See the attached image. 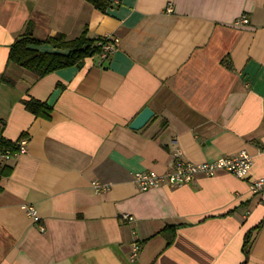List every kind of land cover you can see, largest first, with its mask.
<instances>
[{
	"label": "crops",
	"instance_id": "crops-1",
	"mask_svg": "<svg viewBox=\"0 0 264 264\" xmlns=\"http://www.w3.org/2000/svg\"><path fill=\"white\" fill-rule=\"evenodd\" d=\"M105 1L100 11L87 0H0V75L27 26L38 39L84 29L118 39L80 69L36 80L7 68L2 134L28 144L0 170L10 169L0 178V264H241L244 234L264 220V193L224 171L147 191L133 175L164 173L180 149L194 164L244 150L249 178L264 177V0ZM242 15L249 22L235 25ZM28 98L46 102L50 117L30 114ZM145 107L153 117L130 129ZM247 264H264V221Z\"/></svg>",
	"mask_w": 264,
	"mask_h": 264
},
{
	"label": "trees",
	"instance_id": "trees-1",
	"mask_svg": "<svg viewBox=\"0 0 264 264\" xmlns=\"http://www.w3.org/2000/svg\"><path fill=\"white\" fill-rule=\"evenodd\" d=\"M94 8L105 11L110 3L105 0H87ZM106 38H90L87 30L75 38L68 39L64 34L58 33L52 37L38 39L34 37L30 26H27L23 33L16 36L9 46L6 61V70L0 75V82L14 84L6 75L7 68L15 66L32 74L35 79L52 73L65 67H76L80 69L87 58H92L102 54V46L107 42ZM41 46H48L52 51H42ZM24 108L34 117L48 119L52 108L46 103L33 98L22 101ZM10 169L0 172V178L7 176ZM264 221V220H263ZM263 221L258 223L254 228L249 229L243 237L242 252L244 260L241 264H247L250 255V249L255 235L263 225ZM168 227L160 233L168 234ZM174 239V233L168 238L167 244L170 245Z\"/></svg>",
	"mask_w": 264,
	"mask_h": 264
},
{
	"label": "built area",
	"instance_id": "built-area-1",
	"mask_svg": "<svg viewBox=\"0 0 264 264\" xmlns=\"http://www.w3.org/2000/svg\"><path fill=\"white\" fill-rule=\"evenodd\" d=\"M167 11H172L171 4H168ZM249 22L246 15H242L235 20V25H246ZM108 41L102 46V54L99 56L100 61L106 59L115 49L118 43L117 38H106ZM4 123L0 121V170L14 157L25 153L28 140L26 138H19L16 142H7L3 137ZM252 165V158L241 150L235 154L227 155L217 158L213 161H205L202 163L186 162L182 158L180 149H176L173 154V161L164 173H157L154 171L137 172L133 175V181L140 191H147L150 189L159 188L165 185L181 186L193 182L198 176L212 177L220 171L228 172L237 178L248 181V187L251 193L261 194L264 192V177L249 178V170ZM92 187L96 192H103L108 190L106 184L99 182H92ZM26 214L32 218L34 222L39 223L38 216L33 205H23ZM125 219H130L127 215ZM40 230L44 231L41 225ZM140 246L134 244L132 248L131 258L137 257Z\"/></svg>",
	"mask_w": 264,
	"mask_h": 264
},
{
	"label": "water",
	"instance_id": "water-1",
	"mask_svg": "<svg viewBox=\"0 0 264 264\" xmlns=\"http://www.w3.org/2000/svg\"><path fill=\"white\" fill-rule=\"evenodd\" d=\"M154 113L153 111L145 107L135 118L132 120V122L129 124V128L132 130H139L143 128L148 121L153 117Z\"/></svg>",
	"mask_w": 264,
	"mask_h": 264
},
{
	"label": "bare ground",
	"instance_id": "bare-ground-1",
	"mask_svg": "<svg viewBox=\"0 0 264 264\" xmlns=\"http://www.w3.org/2000/svg\"><path fill=\"white\" fill-rule=\"evenodd\" d=\"M264 193V192H263ZM262 194V193H261Z\"/></svg>",
	"mask_w": 264,
	"mask_h": 264
}]
</instances>
